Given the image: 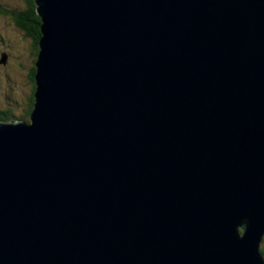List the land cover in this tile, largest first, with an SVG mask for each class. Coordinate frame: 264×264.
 Here are the masks:
<instances>
[{"label":"water","instance_id":"1","mask_svg":"<svg viewBox=\"0 0 264 264\" xmlns=\"http://www.w3.org/2000/svg\"><path fill=\"white\" fill-rule=\"evenodd\" d=\"M34 2L0 264H264V0Z\"/></svg>","mask_w":264,"mask_h":264},{"label":"trees","instance_id":"2","mask_svg":"<svg viewBox=\"0 0 264 264\" xmlns=\"http://www.w3.org/2000/svg\"><path fill=\"white\" fill-rule=\"evenodd\" d=\"M19 1L20 3H22V9L15 8L12 10L5 7L3 3L0 2V18L7 20L10 25L14 27V31L17 33V35H19V37L23 40L29 41L30 43V56L32 58V62L29 68L27 70H24L25 82L27 87H29L30 93L28 94V97L25 98L23 106L21 105L19 100L13 95L5 96L7 102H11L10 105H7L5 107L7 111H2L0 109L1 122H30V114L34 109V95L36 91L35 64L38 57L39 43L42 36L41 18L37 15L34 0ZM14 6L18 7L16 2ZM1 40L2 42H5V40ZM261 253L264 256V238L261 243Z\"/></svg>","mask_w":264,"mask_h":264},{"label":"rangeland","instance_id":"3","mask_svg":"<svg viewBox=\"0 0 264 264\" xmlns=\"http://www.w3.org/2000/svg\"><path fill=\"white\" fill-rule=\"evenodd\" d=\"M14 1L18 7L14 6ZM0 2L11 10L22 9V3L19 0H0ZM14 30L7 20L0 18V109L2 111H7L5 107L11 102L8 103L5 96L13 95L23 106L25 98L30 93L24 75V70H27L32 62L30 43L20 38ZM4 54L7 55L6 64L1 63Z\"/></svg>","mask_w":264,"mask_h":264},{"label":"bare ground","instance_id":"4","mask_svg":"<svg viewBox=\"0 0 264 264\" xmlns=\"http://www.w3.org/2000/svg\"><path fill=\"white\" fill-rule=\"evenodd\" d=\"M13 122H18V121H13Z\"/></svg>","mask_w":264,"mask_h":264}]
</instances>
